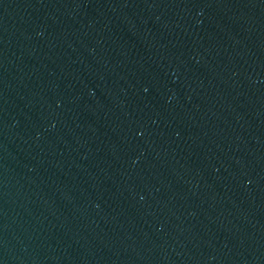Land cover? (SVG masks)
<instances>
[{
	"label": "water",
	"instance_id": "water-1",
	"mask_svg": "<svg viewBox=\"0 0 264 264\" xmlns=\"http://www.w3.org/2000/svg\"><path fill=\"white\" fill-rule=\"evenodd\" d=\"M0 264H264V0H0Z\"/></svg>",
	"mask_w": 264,
	"mask_h": 264
}]
</instances>
